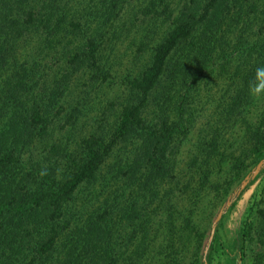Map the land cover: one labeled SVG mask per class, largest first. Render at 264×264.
I'll return each instance as SVG.
<instances>
[{
    "label": "trees",
    "instance_id": "obj_1",
    "mask_svg": "<svg viewBox=\"0 0 264 264\" xmlns=\"http://www.w3.org/2000/svg\"><path fill=\"white\" fill-rule=\"evenodd\" d=\"M168 1L141 6V16L163 15L171 18L170 26L149 46L147 61L124 77L120 102L107 107L111 115L119 105L114 118L102 114L72 146L76 117L69 115L61 125L69 126L68 133L35 154V145L51 140L62 117L70 80L86 74L93 85L109 78L99 51L124 0H0V264H140L150 205L174 177L169 158L187 131L191 90L219 51L221 69L235 53L243 64L191 162L199 160V186L213 190L215 206L227 197L230 204L206 253L204 246L199 254L196 250L191 264H264L261 199L249 202L232 240L221 230L224 213L264 174L262 167L234 193L264 158V105L254 122L244 116L251 103L249 84L264 64V21L260 36L251 38L248 13L262 0H181L174 17ZM152 33L142 35L138 52L148 47ZM236 124L242 143L232 156L224 152L225 134ZM229 156L226 177L209 182L214 163ZM22 168L18 179L15 169ZM171 234L169 227L170 254ZM168 256V263L177 264Z\"/></svg>",
    "mask_w": 264,
    "mask_h": 264
},
{
    "label": "rangeland",
    "instance_id": "obj_2",
    "mask_svg": "<svg viewBox=\"0 0 264 264\" xmlns=\"http://www.w3.org/2000/svg\"><path fill=\"white\" fill-rule=\"evenodd\" d=\"M147 1L124 0L122 8L117 12L103 36L99 51L101 61L109 67V78L93 85L88 84L86 74L75 75L70 80L69 90L61 101L63 102L62 117H59L58 123L53 126L51 140L35 145V154L49 149L53 142H58L64 137L63 134L68 133L69 130L66 131V128L68 129L69 126L61 128V125L64 118L69 115L70 119L76 117L74 129L71 131L72 146L79 137L95 128L96 119L99 116L108 115V120L114 118L112 114L118 112L119 105L115 106L111 115L107 107L109 103L120 102L125 91L124 77L127 73H134L147 61L150 55L149 46L151 47L153 42L158 40L170 26L171 18H165L163 15H140L141 6ZM168 3L171 17H174L181 0H169ZM248 16L250 24L247 33H250L251 38H257L260 36L258 29L264 21V0L260 2L256 11L248 13ZM147 30H152V40L143 52H138V43ZM219 52L191 90L186 114L187 131L169 158L174 177L171 182L160 188L154 203L150 205L153 212L149 214L150 219L146 230L147 246L140 264H171L168 263V253L170 257H174V262L177 264H191L195 251L197 250L199 254L205 245L209 221L211 224L222 205L215 206L217 198L211 188L206 185L199 186V160L191 162V159L196 156L200 137L218 121L220 108L225 105L232 91V83L237 77V67L238 65L242 67L243 64L242 55L236 56L235 53L221 69L218 65V57L221 53ZM263 105L264 94L259 96L251 94V103L244 110L245 118L254 122ZM225 137L227 140L224 144V152L232 156L237 155L242 143V128L237 124L234 125L227 131ZM26 157L27 154L23 156V160ZM230 159L229 156L219 164L214 163L209 182L221 181L223 177H226ZM23 174V168L15 169L16 178L19 179ZM263 182L264 174H261L244 189L234 207L224 213L221 230L224 232L225 240L230 241L236 236L245 216L246 207L254 196L262 200V202L259 201V205L264 207V190L259 189ZM169 227L172 229L171 238L174 249L172 254L166 248L170 238ZM217 264H222V260Z\"/></svg>",
    "mask_w": 264,
    "mask_h": 264
},
{
    "label": "water",
    "instance_id": "obj_3",
    "mask_svg": "<svg viewBox=\"0 0 264 264\" xmlns=\"http://www.w3.org/2000/svg\"><path fill=\"white\" fill-rule=\"evenodd\" d=\"M264 167V158L260 159L251 169L250 171L243 177V179L240 181L239 185H238V189L234 191V193H237L239 190L243 189L245 187V185L248 183V181L250 179H253L257 173L260 171V169ZM230 204V200L229 198L227 197L225 199V201L222 203L221 207L218 209L215 217L213 218L212 222H211V225H210V228H209V233H208V236H207V239H206V242H205V245H204V248H203V254L206 253V250H207V247H208V244H209V241L211 239V236H212V233L214 231V227H215V224L217 223V221L220 219V216L223 212V209L226 208L228 205ZM204 264H206L204 262Z\"/></svg>",
    "mask_w": 264,
    "mask_h": 264
},
{
    "label": "clouds",
    "instance_id": "obj_4",
    "mask_svg": "<svg viewBox=\"0 0 264 264\" xmlns=\"http://www.w3.org/2000/svg\"><path fill=\"white\" fill-rule=\"evenodd\" d=\"M250 94L259 96L264 94V64L257 66L255 69L254 80L249 84ZM46 174V173H42Z\"/></svg>",
    "mask_w": 264,
    "mask_h": 264
}]
</instances>
